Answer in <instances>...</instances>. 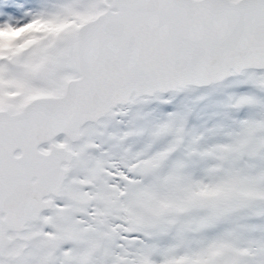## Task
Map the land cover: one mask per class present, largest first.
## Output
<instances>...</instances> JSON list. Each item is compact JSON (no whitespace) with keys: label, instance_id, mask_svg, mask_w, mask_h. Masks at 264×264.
I'll use <instances>...</instances> for the list:
<instances>
[{"label":"snow or ice","instance_id":"6c2138e0","mask_svg":"<svg viewBox=\"0 0 264 264\" xmlns=\"http://www.w3.org/2000/svg\"><path fill=\"white\" fill-rule=\"evenodd\" d=\"M0 264H264V0H0Z\"/></svg>","mask_w":264,"mask_h":264}]
</instances>
